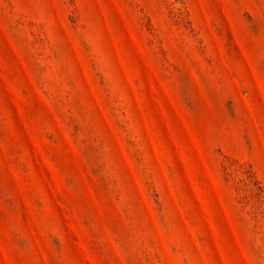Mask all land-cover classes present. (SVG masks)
Wrapping results in <instances>:
<instances>
[{
	"label": "rangeland",
	"instance_id": "obj_1",
	"mask_svg": "<svg viewBox=\"0 0 264 264\" xmlns=\"http://www.w3.org/2000/svg\"><path fill=\"white\" fill-rule=\"evenodd\" d=\"M0 264H264V0H0Z\"/></svg>",
	"mask_w": 264,
	"mask_h": 264
}]
</instances>
